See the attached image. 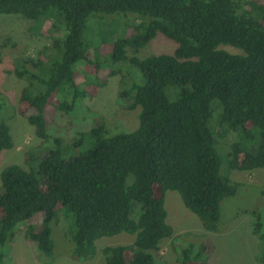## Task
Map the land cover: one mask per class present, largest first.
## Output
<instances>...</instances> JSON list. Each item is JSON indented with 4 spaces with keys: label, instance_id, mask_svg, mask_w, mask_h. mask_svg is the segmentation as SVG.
<instances>
[{
    "label": "trees",
    "instance_id": "16d2710c",
    "mask_svg": "<svg viewBox=\"0 0 264 264\" xmlns=\"http://www.w3.org/2000/svg\"><path fill=\"white\" fill-rule=\"evenodd\" d=\"M117 13L136 15L127 34L103 25ZM0 14L63 30L35 56L19 57L15 67L26 82L17 112L43 140L40 148L51 141L52 97L67 113L105 84L100 68L122 61L137 67L144 81L132 87L140 107L135 129L109 133L100 121L81 136L79 144L89 140L83 153L66 156L63 140L55 138L43 154L28 151L24 164L2 169L0 260L18 225L39 212L42 221L29 225L26 237L53 259L52 224L64 209L66 221L73 217L72 259L90 260L101 238L126 232L134 241L104 247L105 264H158L162 241L174 233L165 208L168 190L179 192L206 230L219 231L222 200L236 194L238 183L221 174L215 131L220 137L234 133L230 171L264 168V0H0ZM91 19L97 35L86 44ZM159 33L178 44L173 53L128 56L129 47L138 50ZM79 63L90 78L85 85L75 69ZM13 145L9 125L0 120V154ZM252 215V232L264 246V221ZM212 249L210 243L189 244L177 262L208 264ZM259 260L264 263V251Z\"/></svg>",
    "mask_w": 264,
    "mask_h": 264
},
{
    "label": "rangeland",
    "instance_id": "374dc122",
    "mask_svg": "<svg viewBox=\"0 0 264 264\" xmlns=\"http://www.w3.org/2000/svg\"><path fill=\"white\" fill-rule=\"evenodd\" d=\"M133 13L110 14L105 17L106 31L116 30L118 35L128 33V26H132ZM53 23V22H52ZM51 22L43 28L35 21L20 14H0V120L9 125L14 140L12 148L0 154V173L9 164H24L25 154L53 146V139L61 138L63 146L67 148L66 156L85 152L89 147V140L79 144L83 134L91 131L100 121L104 122L109 133L131 131L139 124L140 107L135 105L133 85L143 83L141 71L128 61L116 63L114 66L100 68L99 75L105 84L99 86L95 93L86 96L80 104L65 113L55 107V96L49 101L47 113L52 112V124L49 127L51 141L43 148V140L35 133V128L29 121L17 112L22 88L26 82L15 74L16 62L19 57L35 56L44 46L49 45L52 37L62 35L63 30ZM94 21L91 19L85 32V43L92 41L94 36ZM42 28V30H41ZM91 29V32L89 31ZM97 30V29H96ZM46 32V35L44 34ZM96 33V32H95ZM115 37V36H114ZM174 40L159 33L142 48L136 50L128 48V56L144 58L153 54L173 53L177 47ZM221 48L232 53L241 52L230 45ZM84 64L79 63L75 69L80 74V81L85 85L89 77L82 76ZM113 69L117 73L112 74ZM170 87L167 95L171 98ZM129 90L126 97H120L119 92ZM132 91V92H131ZM55 103V104H54ZM52 110V111H51ZM216 111L210 121L214 127ZM234 133L227 137H220L215 131L216 148L221 157V174L230 177L238 183L237 192L226 196L221 203V219L219 231H208L204 228L198 216L190 211L183 203L178 191L168 190L165 196V208L168 212L167 221L173 226L174 233L161 243L158 264H180L177 262L180 249L194 244L198 246L212 244V250L207 251L208 264H264L259 257L264 251L263 243L252 232L253 215L256 212L264 221V168L252 171H230L228 166L230 145ZM45 153V150L43 151ZM1 192V179H0ZM64 209L59 211V221L52 224V238L55 243L53 259L40 252L37 243L26 237L29 225L42 221V213H36L29 221L22 222L15 230L13 238L3 247V257L0 264H105L102 249L108 245L131 244L135 235L122 232L113 236H106L98 242V252L90 260L77 261L71 258L73 249L72 231L69 225L73 223L70 215L69 224L63 215ZM63 214V215H62ZM67 215V214H66ZM1 251V247H0ZM199 264H204L203 261Z\"/></svg>",
    "mask_w": 264,
    "mask_h": 264
}]
</instances>
